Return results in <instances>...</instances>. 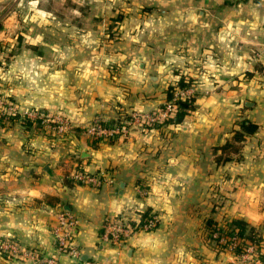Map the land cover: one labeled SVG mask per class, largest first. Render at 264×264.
I'll list each match as a JSON object with an SVG mask.
<instances>
[{"label": "crops", "instance_id": "obj_1", "mask_svg": "<svg viewBox=\"0 0 264 264\" xmlns=\"http://www.w3.org/2000/svg\"><path fill=\"white\" fill-rule=\"evenodd\" d=\"M208 2L192 3L184 16L162 0H111L108 7L97 0L96 25L121 28L111 51L101 44L99 62L72 66L71 52L49 46L25 89L30 99L20 103L47 116L28 117L42 129L0 123V244L18 251L0 253V264H241L218 247L209 220L247 222L264 250V0ZM180 75L195 80L196 94L182 124L133 122L132 113L159 112ZM95 120L120 132L95 140L86 133ZM243 120L257 132L231 161L217 163L215 148ZM59 121L70 126L64 135L56 132ZM77 167L103 184L66 185ZM61 211L77 220L79 258L57 252ZM146 211L157 216L154 228L119 246L102 240L105 219L138 220Z\"/></svg>", "mask_w": 264, "mask_h": 264}, {"label": "rangeland", "instance_id": "obj_2", "mask_svg": "<svg viewBox=\"0 0 264 264\" xmlns=\"http://www.w3.org/2000/svg\"><path fill=\"white\" fill-rule=\"evenodd\" d=\"M110 1L102 0L103 3L107 2V7ZM136 1L151 3V0ZM208 1L210 0H162L167 6L178 8L179 15L184 16L191 12L188 9L192 3L204 5ZM243 1L255 0H236ZM96 2L97 0H0V117H47L37 116V110L22 107L20 103L24 98L30 99L29 92L25 89H31L37 79V67L45 64L50 57L49 52L53 51L50 45L53 47L56 44L54 48L62 54L71 52L72 66L80 65L83 61L87 64L99 62L101 44L111 51L112 42L121 28L112 24L103 27L96 25L92 19L100 14L95 6L93 8ZM170 12L175 14L176 11ZM128 28L125 26L122 31ZM159 28L153 33H158ZM16 254L7 255L15 257Z\"/></svg>", "mask_w": 264, "mask_h": 264}, {"label": "built area", "instance_id": "obj_3", "mask_svg": "<svg viewBox=\"0 0 264 264\" xmlns=\"http://www.w3.org/2000/svg\"><path fill=\"white\" fill-rule=\"evenodd\" d=\"M193 93V89L189 88L183 91L178 92V96L181 98H186ZM176 106L171 102H167L162 110L154 114H144V113H132L131 117L133 122L140 125H152L158 122H164L168 118H170ZM56 132L60 135H64L70 129L69 124L66 121H59L55 123ZM120 129L118 126H104L102 125L100 120H95L91 125L86 128V133L91 138H102V137H113L118 134ZM72 177L78 183L89 185L93 187H99L103 184V179L98 175L88 174L86 172L82 173H73ZM136 218H128L122 215L113 218L105 219L102 226V240L112 246H119L123 244L124 240L137 231L135 228L140 219L141 215ZM134 223L135 226L131 225ZM157 223V216L152 214L150 220L147 224L144 225V229L149 230L155 227ZM77 225V220L65 211H61L58 214V224L54 229V235L57 242V252L59 254H66L72 258H79L80 253L73 245V232L74 228ZM218 236L217 233L213 234V237L216 238ZM235 237L231 238V240H227L225 237L220 239L221 243H227L228 249L233 252L234 249V241ZM0 251L5 253H17V247L13 243H1ZM257 251L254 245L249 244L246 248L245 252L240 257L241 264H253L255 260H257ZM49 264H56V259L51 258L47 261Z\"/></svg>", "mask_w": 264, "mask_h": 264}, {"label": "trees", "instance_id": "obj_4", "mask_svg": "<svg viewBox=\"0 0 264 264\" xmlns=\"http://www.w3.org/2000/svg\"><path fill=\"white\" fill-rule=\"evenodd\" d=\"M194 84L195 80L193 78L185 75H180L178 81L175 84L168 86V88L166 89V101H171L176 106V109L173 115L163 123L181 125L186 116L196 109V94L192 93L186 98H181L176 93L177 89L179 91H183L192 88ZM164 106H161L160 110H162ZM17 121H20L21 124L26 128H30L31 126H33V124L36 125L37 129H42L43 126L39 119L33 120L28 117H19L18 115L0 117V123ZM101 123L104 126H110L105 122L103 123L101 121ZM238 126L239 129H235L233 131V136L230 141L226 142L220 147L215 148V151H221L220 155H217L216 157L217 163L225 164L226 162L232 160V155L240 154L241 142L245 140L246 136L253 135L258 130V126L256 124L245 120L240 121L238 123ZM94 139L99 140V138ZM77 172L82 173L85 172V170L82 167H77L71 174L66 176V180L64 181L66 185L72 186L75 184H81L75 181V179L72 177L73 173ZM150 218L151 213L149 211L144 212L141 216L140 222L135 228L137 230L142 229L144 225L147 224V222L150 220ZM131 225L135 226L134 223H131ZM207 226L210 229V236L215 240L220 249L228 247L227 243L224 244L220 242V239L222 237H225L227 240H231V238L235 237L236 239L234 241L235 246L233 249V253L236 255V257L240 258L241 255L245 252L248 245L252 244L256 248L258 259L264 264V250L260 245L261 238L260 236L255 234L253 230H250L247 222L237 219L229 222L224 227H220L212 220H209ZM214 233L218 234L216 238L213 237Z\"/></svg>", "mask_w": 264, "mask_h": 264}, {"label": "water", "instance_id": "obj_5", "mask_svg": "<svg viewBox=\"0 0 264 264\" xmlns=\"http://www.w3.org/2000/svg\"><path fill=\"white\" fill-rule=\"evenodd\" d=\"M159 78H160V77H158V76H154V77H151V80H152L153 83H155L156 81L159 80ZM120 187L122 188L123 185H121Z\"/></svg>", "mask_w": 264, "mask_h": 264}]
</instances>
